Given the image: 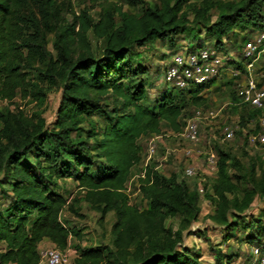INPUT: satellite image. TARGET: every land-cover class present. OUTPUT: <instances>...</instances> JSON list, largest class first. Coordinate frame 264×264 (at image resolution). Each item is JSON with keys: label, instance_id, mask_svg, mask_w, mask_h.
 Instances as JSON below:
<instances>
[{"label": "trees", "instance_id": "trees-1", "mask_svg": "<svg viewBox=\"0 0 264 264\" xmlns=\"http://www.w3.org/2000/svg\"><path fill=\"white\" fill-rule=\"evenodd\" d=\"M125 1L140 5L139 11L108 2L97 18L83 9L63 24L58 0H0V100L30 97L42 108L50 91L62 90L51 123L42 109L28 114L20 107L0 108V189L7 199L0 208V264H40L44 240L65 250L73 237L80 239V228L67 225L62 213L69 208L80 215L81 200L100 212V220L113 211L115 221L113 249L76 245L77 264H201L181 247L184 231L200 214L197 186L150 163L138 177L144 204L131 202L127 191L147 151L144 136L161 134L163 124L180 132L188 106L207 105L203 90L215 80L176 91L165 86L146 104L150 69L136 49L158 40L175 44L181 34L197 40L191 47L207 46L200 38L205 32L213 40L208 46L226 53L225 38L233 39L232 48L242 58L231 62L246 72L241 49L250 36L238 41L237 30L264 31V0ZM257 72L262 86L264 65ZM237 91L232 95L236 134L249 144L264 108L240 103ZM108 95L121 99V105L107 107ZM214 153L216 177L209 191L207 184L203 187L214 207L212 219L226 239L254 227L240 239L256 244L264 236V222L246 212L257 196H264V161L249 156L244 162L219 143ZM61 179L76 181L81 199L69 204ZM169 218L179 219L176 230L167 225ZM225 256L218 250V263Z\"/></svg>", "mask_w": 264, "mask_h": 264}, {"label": "rangeland", "instance_id": "rangeland-1", "mask_svg": "<svg viewBox=\"0 0 264 264\" xmlns=\"http://www.w3.org/2000/svg\"><path fill=\"white\" fill-rule=\"evenodd\" d=\"M149 3H155L156 0H145ZM223 1H238V0H223ZM60 7L61 21L63 24H69L72 22V13L80 10H87L93 18H97L103 5L108 2L118 3L123 5L124 10L139 11L138 7L130 6L125 0H58ZM212 21L217 19L218 11L213 9L211 11ZM238 41H242L244 35H249L250 39L257 36L258 30L249 32L250 30L240 31L237 30ZM50 42L48 48L52 49L53 34L49 36ZM92 39V36L90 35ZM200 38L204 39L205 45L213 44V40L206 37V33H202ZM93 40V39H92ZM192 36L181 34L179 35L175 44H171L169 41L158 40L154 43H149L146 46L136 49L138 59L144 63L150 72L145 75L146 82L150 85L149 97L144 100V103L151 104L153 100L160 94L162 89L167 86L170 89L178 90L177 87H173L171 84H167L164 79V63L171 59V54L181 47H191L196 42ZM226 47L230 49L226 53L230 60H241L236 49L232 48L233 39L225 38ZM198 47V45H197ZM243 51V49H241ZM230 68L236 69V63L231 62ZM264 65V53L257 60L255 65L256 78L261 81L257 72L259 67ZM243 73V71H242ZM245 82V75L240 77L234 76L231 70L225 71L213 84L203 90L205 97H207V105L200 107L204 112L214 111L216 114L214 118L209 119L200 126L201 139L200 142L194 143L188 140L181 139L177 133L163 124L162 136L157 140V151L151 158L152 163L159 171L165 175H171L176 173L179 180H185L191 187L197 186L201 191L199 199L200 214L196 221H194L189 229H186L183 234V241L181 247H186L191 253L198 256L201 264H250L251 245L241 240V237H245L246 234H250L254 227H249L244 232L242 230H236L233 237L226 239L225 232L222 226L216 224L212 219L214 211L213 204L204 196L203 187L208 185L207 191L210 190L214 178L216 177V169H214L208 161L210 153L214 152V143H219L227 149H231L236 156L246 162L248 157H253L255 160L264 161V142H253L249 138V144H247L243 137L236 134L238 130V117L232 109L233 101L232 95L238 90L240 83ZM61 89L52 90L49 92L45 105L40 108L38 102L32 98H22L18 96L13 102L1 101L0 108L9 106L12 109L20 107L28 114H32L34 111L43 110V116L48 123L54 121L59 102L61 100ZM107 107L113 105H121V99L108 95L105 100ZM198 109L194 106H188V116L192 115L194 111ZM187 116V117H188ZM186 116L183 117L185 122ZM185 125V124H184ZM229 126L235 130L234 137L231 139H225L224 132L225 127ZM184 127V126H183ZM250 127H253L251 125ZM246 132L248 130H245ZM250 133L249 135H251ZM154 135H146L143 141L147 144L153 138ZM189 151V152H188ZM147 157V151L144 155V160L140 165L134 169V173L128 183V193L130 194L131 202L144 204L141 199V194L138 188V175L140 170L144 168L145 159ZM194 167L196 175L190 177L185 174L187 167ZM244 185V184H243ZM243 187H250L249 184H245ZM202 188V189H201ZM60 191L68 199V203L71 204L74 198H80L81 189L78 187V183L73 179H61ZM6 198L0 189V208L6 205ZM79 213L69 208H65L62 213V219L67 220V225L76 226L80 228L82 237L77 239L72 238L70 242V248L77 251L76 245L80 246H103L108 249H113V233L112 225L115 221L114 212H109L103 220H100V212L93 209L86 201L81 200L79 202ZM248 215L251 218H261L264 222V196H257L252 206L247 210ZM167 225L173 227L175 230L179 226L178 218H169ZM192 234H190V232ZM54 246V245H52ZM218 250H221L225 257H223V263H218ZM230 254H234L230 262H228Z\"/></svg>", "mask_w": 264, "mask_h": 264}, {"label": "built area", "instance_id": "built-area-1", "mask_svg": "<svg viewBox=\"0 0 264 264\" xmlns=\"http://www.w3.org/2000/svg\"><path fill=\"white\" fill-rule=\"evenodd\" d=\"M263 53L264 31L259 32L256 37L245 43L243 54L246 57V72L243 71V73L238 68L231 69L229 67L231 60L224 49L216 46L181 47L171 54V59L168 62L164 63V79L167 84L178 89H190L210 83L212 80L218 79L225 71L231 70L234 76L245 75V82L239 84L237 91L240 103L262 109L264 108V85H258L255 65ZM215 115L214 111L204 112L203 109H196L191 116L185 119V125L177 135L184 140L200 142V126L214 118ZM258 120L260 129L256 134L252 133L249 138L253 142H264V114ZM224 134L225 139H231L234 137L235 130L227 126ZM161 136L162 134L154 135L149 141L144 168L150 164L151 158L156 153L157 140ZM208 161L217 170V156L214 152L210 153ZM185 174L192 177L196 175V170L194 167H187ZM40 253V264H77L75 262L77 251L72 250L70 246L65 250L55 246L41 247ZM250 264H264V236L258 243L251 245Z\"/></svg>", "mask_w": 264, "mask_h": 264}, {"label": "crops", "instance_id": "crops-1", "mask_svg": "<svg viewBox=\"0 0 264 264\" xmlns=\"http://www.w3.org/2000/svg\"><path fill=\"white\" fill-rule=\"evenodd\" d=\"M53 244L48 241V240H44L41 244H40V248L41 247H48V246H52Z\"/></svg>", "mask_w": 264, "mask_h": 264}]
</instances>
